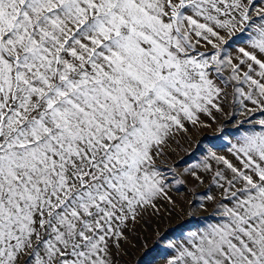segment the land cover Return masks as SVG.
Wrapping results in <instances>:
<instances>
[{"label":"snow or ice","instance_id":"6c2138e0","mask_svg":"<svg viewBox=\"0 0 264 264\" xmlns=\"http://www.w3.org/2000/svg\"><path fill=\"white\" fill-rule=\"evenodd\" d=\"M125 256L264 264V0H0V264Z\"/></svg>","mask_w":264,"mask_h":264},{"label":"rangeland","instance_id":"374dc122","mask_svg":"<svg viewBox=\"0 0 264 264\" xmlns=\"http://www.w3.org/2000/svg\"><path fill=\"white\" fill-rule=\"evenodd\" d=\"M178 139H180V143L181 144L184 143V140L182 138L178 137ZM172 147L176 148V145L173 144ZM180 154L182 155V153H180ZM157 226H159L161 229H163L165 225H164L163 222H161L159 225H157V223L155 221H152V227H148L147 225H143V224L137 225L136 226V232H137V234H139L142 237L146 238L149 243H151L153 229L156 228ZM145 229H147V231H145ZM133 243H138V242L137 241H133ZM128 247H129L130 251H136V249H132L131 248V245H128ZM124 259L129 261V264H130L131 257L125 256Z\"/></svg>","mask_w":264,"mask_h":264}]
</instances>
